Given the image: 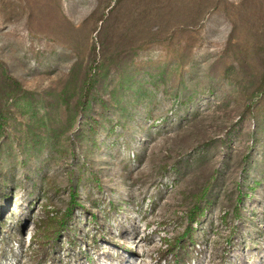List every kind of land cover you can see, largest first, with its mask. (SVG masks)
Returning a JSON list of instances; mask_svg holds the SVG:
<instances>
[{
	"label": "rangeland",
	"instance_id": "374dc122",
	"mask_svg": "<svg viewBox=\"0 0 264 264\" xmlns=\"http://www.w3.org/2000/svg\"><path fill=\"white\" fill-rule=\"evenodd\" d=\"M0 264H264V0H0Z\"/></svg>",
	"mask_w": 264,
	"mask_h": 264
},
{
	"label": "trees",
	"instance_id": "16d2710c",
	"mask_svg": "<svg viewBox=\"0 0 264 264\" xmlns=\"http://www.w3.org/2000/svg\"><path fill=\"white\" fill-rule=\"evenodd\" d=\"M207 189L206 190H204L203 191V195H204V197H205V195L207 194ZM205 199H207L206 197H205ZM239 200H241V199H239ZM206 203V204H202V203ZM209 205H210V202L209 201H207V200H202V202L200 203V206H199V208L197 209V212H196V217L197 218H193V220L191 221V222H195V221H197V219L199 218V217H202L203 215H204V212L206 211V209H208V207H209ZM70 219V216L68 215L67 216V214H65V215H63L62 216V218H61V220H59L58 221V224L59 223H61L60 225L62 226V225H64V223H66V221H68ZM190 227V226H189ZM189 232L187 233V240H188V242H193V234L192 233H190V231H191V227L189 228V230H188ZM52 235H53V237H51V238H53V240L56 238V237H58L57 236V233H58V230H54V232L52 231ZM50 234V233H49ZM48 234V235H49ZM47 235V237H45V240L46 241H48V240H50V235L48 236ZM58 235H59V233H58ZM187 247V246H186Z\"/></svg>",
	"mask_w": 264,
	"mask_h": 264
}]
</instances>
